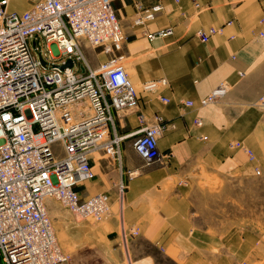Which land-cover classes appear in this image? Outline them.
Listing matches in <instances>:
<instances>
[{
	"label": "crops",
	"instance_id": "obj_1",
	"mask_svg": "<svg viewBox=\"0 0 264 264\" xmlns=\"http://www.w3.org/2000/svg\"><path fill=\"white\" fill-rule=\"evenodd\" d=\"M158 2L163 7L153 20L134 24L137 3L148 8ZM112 7L125 34L119 53L127 59L140 109L174 128L158 139L162 160L146 163L132 146L139 127L135 112L112 110L110 134L127 136L119 145L120 162L94 152L93 179L77 186L82 198L109 196L111 229L98 233L110 251L82 245L70 264H159V255L177 264L264 259V0H112ZM166 27L171 35L148 38ZM209 27L220 30L202 41L196 33ZM160 78L167 85L140 88ZM224 81L227 93L202 106L201 98ZM236 141L253 152V160L231 146ZM204 175L218 179L220 188L203 184Z\"/></svg>",
	"mask_w": 264,
	"mask_h": 264
},
{
	"label": "built area",
	"instance_id": "obj_2",
	"mask_svg": "<svg viewBox=\"0 0 264 264\" xmlns=\"http://www.w3.org/2000/svg\"><path fill=\"white\" fill-rule=\"evenodd\" d=\"M9 3L0 0V264H70L46 199H56L82 218L108 214L106 193L82 198L77 186L93 179L94 152L120 162L119 145L127 136L110 134L112 110L135 112L139 127L132 146L146 163L162 160L158 139L174 124L140 109L137 86L121 61L125 34L112 0H34L21 12ZM162 7L160 2L148 8L137 3L134 24L153 20ZM219 30L209 27L196 34L207 41ZM172 33L171 27L161 28L148 38ZM83 43L106 59L93 66ZM165 85L160 78L140 88L154 91ZM228 89L220 82L200 104L214 102ZM231 146L254 159L243 143ZM255 173L261 174L260 168ZM130 234H138L137 228L130 227Z\"/></svg>",
	"mask_w": 264,
	"mask_h": 264
},
{
	"label": "rangeland",
	"instance_id": "obj_3",
	"mask_svg": "<svg viewBox=\"0 0 264 264\" xmlns=\"http://www.w3.org/2000/svg\"><path fill=\"white\" fill-rule=\"evenodd\" d=\"M33 1L34 0H10L9 8L12 7V10L16 8L18 11H23L28 9ZM85 44L86 43H83L84 50L93 66L104 60L101 58V56H106L105 54H96V52H94L91 47ZM126 60L127 59L124 57L121 60L124 66L127 64ZM203 184H208L213 191H216L220 188V181L218 179H210L208 175H204ZM260 187H263V185L260 184ZM47 200L51 202V204L47 203V209L51 218L52 226L57 236V241L62 250L69 256L70 263L73 261L72 253L76 250V248L82 245L100 244V246L103 247L104 255L109 254L108 252L110 251V248L104 247L103 244L107 243V240L105 239V241H103L105 236L100 235L98 232L101 230L108 231L111 229L109 224V220L112 216L111 206L108 214L103 215L99 219L91 216L82 218L65 209L56 199L49 197ZM259 202H261V200ZM259 207V210L261 211L260 204ZM116 219L118 220V216H116ZM258 226L259 228L261 227L260 224H258ZM92 259L96 260L98 257L94 256ZM158 262L159 264H177L163 255H159ZM78 264H91V262L83 261L79 262ZM94 264L98 263L94 261ZM251 264H264V259H258Z\"/></svg>",
	"mask_w": 264,
	"mask_h": 264
},
{
	"label": "water",
	"instance_id": "obj_4",
	"mask_svg": "<svg viewBox=\"0 0 264 264\" xmlns=\"http://www.w3.org/2000/svg\"><path fill=\"white\" fill-rule=\"evenodd\" d=\"M67 65H71V62H70V61H68V62H67Z\"/></svg>",
	"mask_w": 264,
	"mask_h": 264
},
{
	"label": "bare ground",
	"instance_id": "obj_5",
	"mask_svg": "<svg viewBox=\"0 0 264 264\" xmlns=\"http://www.w3.org/2000/svg\"><path fill=\"white\" fill-rule=\"evenodd\" d=\"M102 53H100L99 55H101ZM47 200V199H46ZM109 216V215H108ZM54 230V229H53ZM54 233H55V230H54ZM55 236H56V234H55ZM57 237V236H56Z\"/></svg>",
	"mask_w": 264,
	"mask_h": 264
}]
</instances>
